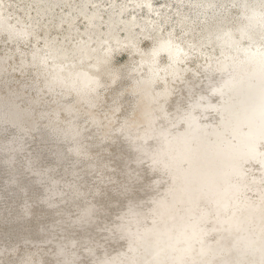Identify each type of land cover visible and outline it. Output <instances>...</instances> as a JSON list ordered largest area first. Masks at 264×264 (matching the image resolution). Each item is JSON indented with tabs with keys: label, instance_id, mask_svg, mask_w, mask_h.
<instances>
[{
	"label": "bare ground",
	"instance_id": "obj_1",
	"mask_svg": "<svg viewBox=\"0 0 264 264\" xmlns=\"http://www.w3.org/2000/svg\"><path fill=\"white\" fill-rule=\"evenodd\" d=\"M58 1L71 29L77 16L89 25L102 14L88 0ZM245 1L257 12L231 0L226 23L182 44L155 27L152 0H137L155 31L149 49L136 10L118 22L122 35L112 21L97 42L64 45L39 43L49 28L10 20L0 2V264H264V117L244 113L264 78L242 57L217 60L233 44L219 32L222 51L200 48L219 26L234 49L246 44L236 29L251 15L264 25V3ZM121 52L131 59L115 66ZM15 55L22 80L6 68ZM125 77L135 89L115 88Z\"/></svg>",
	"mask_w": 264,
	"mask_h": 264
},
{
	"label": "rangeland",
	"instance_id": "obj_2",
	"mask_svg": "<svg viewBox=\"0 0 264 264\" xmlns=\"http://www.w3.org/2000/svg\"><path fill=\"white\" fill-rule=\"evenodd\" d=\"M49 1L50 0H0V2H2L4 6L6 5V13L8 14L9 18H11L10 20H14V21L19 20L22 22L25 21L26 23L29 20H32L33 22L39 24L42 28H46V27L49 28L48 33L40 29L41 38L39 40L40 41L39 43L44 41L45 38L52 37V38H55L56 41L61 42L64 45H70V43H72L74 40H78L79 36L91 38L92 40L94 39L93 43H95L103 37L104 35L103 31L108 28V25H110L112 21L116 23V31L119 32L120 35H122V29L120 26V24L122 23V20L124 19L123 22L127 21L130 11L136 10L137 18L140 21L139 27L141 26L140 27L141 33L138 35L139 37L138 39L140 38L141 39H140V42L138 43L144 49H149V47L151 46L150 37H153V36H150L149 33H152V35H155V31L150 30L151 31L150 32L149 30H147L149 28L146 25V21H147L146 16H148V13L146 11H143L142 8H139L138 5H137L138 7L134 6L133 3L137 0H92V1L88 0L89 1L88 6H87V8L89 9L88 11H91L92 9L97 8L98 12L102 14H100V16L94 20V21H97L96 23L94 22L88 25L87 23H85V19L81 15L77 16L78 10L74 9L73 13L75 14V16H77L76 22H75L76 25L74 29L69 28L68 24L64 21L65 18H63L65 17L64 12L67 9V6L58 0H51L53 8L49 9L47 5L49 4ZM72 1L79 4L78 1L76 0H72ZM234 1L235 3L239 1V5L241 6V8H243L246 15H248V9H252L253 11L257 12L256 10L257 6H260V3L259 5L256 4L257 6L246 4L247 1L245 0H241V1L234 0ZM126 3L128 5H126ZM262 3H264V0L261 1V4ZM152 4H153V9H155V11H151V14L155 16V19H156V20L154 19L155 27L156 28L162 27L161 31L170 30L173 38L177 42H181L182 44H185L189 39H191L193 34L201 30L209 29L215 26L216 24H218L219 22L226 23L228 21L230 13L234 12L233 6H235L231 2V0H182V1L181 0H173V1L172 0H152ZM42 6L43 8L39 9ZM240 6H237V7H240ZM119 7H123L124 12L121 16V20L116 21L115 17L118 14L116 9H118ZM27 12H31L29 16L26 15ZM71 15H72V12H71ZM256 20L258 19H255V17L251 15L249 16V19H247L244 25H239L236 29L238 31L237 35L240 39V42L244 44L246 43L244 46L234 49L235 46L236 47L238 46L236 45L238 41H235L234 37L230 36V31L228 28L219 26L211 34H209L206 37V40H203L204 42H201L200 48L205 52H209L212 49L209 46H211L212 43L213 44L215 43V46L218 52L222 51L221 49L224 48L223 41L216 40L215 38L216 32H219L217 34L218 36H222L223 38L227 37V40L229 42H233V44L234 43L235 44L234 45L232 44L228 48L231 50L228 51L227 54L220 53L217 56L218 58L217 60H222V58L228 55H230L231 58L234 57V58L239 59L241 58V56L235 55V53L239 52L240 50H244V49L256 50L258 48L257 45L261 42L260 39L264 37V25L262 24L261 21H260L261 22L260 26L258 28L246 29L248 25H251L250 23ZM250 35L251 37H249ZM247 37L249 38L247 39ZM186 46L189 47V45H186ZM31 49L32 48L30 45H25L22 47V50L26 54H29L31 52ZM194 55L192 58L188 60V63L186 65L187 67H189V71L187 72L188 76L192 75L196 69H199L200 64H201L200 61L202 57L199 56L200 54L195 53ZM18 58H19L18 55H15L14 57H10L7 60L6 68L7 70H9L10 68H12V66H14L15 67L14 77L16 79L22 80L24 75H27V73L19 70V66L16 67L14 65L16 62H18ZM130 59H131L130 55H128L126 52H121V53H117L114 56L113 63L115 66H122L126 62H128ZM225 59L226 58H224L223 61H225ZM132 83L133 82L131 81V78L125 77L121 82L115 85V88L120 89V88L126 87V88L135 89L136 86H132ZM161 83L162 81L158 82L159 85ZM126 97L128 98L129 101L132 99L131 94H127ZM123 112H127V109L124 108ZM105 143L107 144L108 141H106ZM34 144L39 145L40 141L38 139H35ZM6 176H7L6 173L0 171V193L3 190ZM12 194H16V191L14 190ZM3 228L4 230H8L9 229L8 223H5L3 225ZM33 247L34 246L31 245L29 246V249H33ZM53 250L54 248L53 249L51 248V251Z\"/></svg>",
	"mask_w": 264,
	"mask_h": 264
},
{
	"label": "water",
	"instance_id": "obj_3",
	"mask_svg": "<svg viewBox=\"0 0 264 264\" xmlns=\"http://www.w3.org/2000/svg\"><path fill=\"white\" fill-rule=\"evenodd\" d=\"M248 11L250 13H253L252 9H248ZM260 23H261L260 18H258V20L250 23L251 25H248L246 29L258 28L260 26ZM249 37H251V35ZM249 37H247V39ZM232 43L233 42H229L228 44H226V46L227 45L230 46ZM170 53L171 51H169L168 48L164 51V53L162 52V54H166L168 56H170ZM175 54L176 52H174V55ZM235 55L241 56L242 57V59H240L241 61H246L247 63L252 62L254 64L253 66L257 67L259 72L253 77V80L258 81L264 78V48L256 49V50L244 49V50H240L239 52L235 53ZM177 56L179 55H175V57ZM226 57H231V56L228 55ZM240 64H243V63H240ZM261 103H264V92L259 93L258 95L254 96V99H251L250 105L248 106V108H246V110H244V113H247L248 116H251V117L254 116L257 119L259 118V116L264 117V110L260 114H257V112L255 111V107Z\"/></svg>",
	"mask_w": 264,
	"mask_h": 264
}]
</instances>
